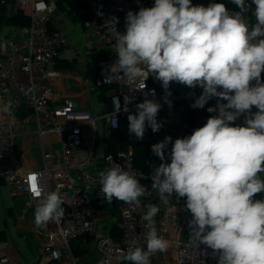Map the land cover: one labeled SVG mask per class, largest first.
Here are the masks:
<instances>
[{"label":"clouds","instance_id":"clouds-1","mask_svg":"<svg viewBox=\"0 0 264 264\" xmlns=\"http://www.w3.org/2000/svg\"><path fill=\"white\" fill-rule=\"evenodd\" d=\"M229 3L236 10L225 3L204 6L193 5L192 0H154L150 8L129 11L125 31L117 32L112 49L117 59L105 79L132 84L143 78L145 89L151 75L165 90L172 82L199 86L203 91L193 108H203L217 98V104L207 109L217 114L190 136L174 142L165 136L151 145L161 161L152 171L151 189L165 204L174 193L185 199L191 214L188 243L212 249L217 264H264V199H256L264 193V0ZM111 22L116 25L118 20ZM165 102L171 105L167 97ZM160 109L155 100L138 103L136 114L127 117L129 133L142 140L146 125L158 132ZM12 110L11 100L0 105V114L11 116ZM241 117L243 125H235ZM98 175L100 191L109 204L115 198L139 207L140 198L149 194L118 164ZM32 192L38 201L34 209L37 228L58 223L65 211L61 194L44 195L36 177ZM146 207L141 218L147 222L146 247L131 240L122 254L131 264H151L153 255L170 247L155 226L159 208Z\"/></svg>","mask_w":264,"mask_h":264},{"label":"built area","instance_id":"built-area-1","mask_svg":"<svg viewBox=\"0 0 264 264\" xmlns=\"http://www.w3.org/2000/svg\"><path fill=\"white\" fill-rule=\"evenodd\" d=\"M99 1L100 20L96 34L98 42L103 46L104 57L98 64L94 85L98 88L109 87V108L104 113L94 115L88 108L77 106L71 97H66L61 104L52 102L55 97V78L59 73V56L71 42L65 31L50 27L55 10L53 2L18 0L19 11L29 18V23L23 27L21 38L10 37L4 40L5 52L0 55V79L5 81L2 93L6 97V103L11 100L13 105V114H4V118L0 120V160L3 161L0 164V176L6 179L12 195L22 194L25 197L27 206L38 202L32 192L33 177H36L44 195L56 191L64 200V216L58 223L55 222L57 229L47 238L42 248L41 258L49 261L73 257L71 242L76 238H80L83 245L93 243L97 246L99 256L93 264H121L122 254L128 251V242L131 240H138L141 246L146 247L144 233L147 231V222L141 218L147 211V200L141 197L139 207L117 202L122 228L120 240L101 231L94 205L104 197L100 191L98 174L113 164H118L123 170L134 175L140 183L142 180L147 181L145 188L149 194L145 195V198L152 199L156 196L157 193L151 189L150 177L154 167L159 166L161 161L158 162L157 157L152 155L146 172L135 163V147L132 143L145 141L146 134L151 136V130L146 127L142 140L128 132L129 143L116 152H99V148L107 147L106 138L109 132L120 129L123 121L128 124V115L136 114V105L144 99L160 103V112L168 106H174L184 113L186 107L193 104L203 91L199 86L174 87L173 82L169 89L165 90L161 82L151 75L145 81V89L143 78H138L132 84L118 79L106 80L108 68L115 63L118 55L112 50L117 32L125 31L126 14L129 11L136 12V0ZM247 2L251 3V0ZM113 18L118 20L116 25L111 22ZM22 76L26 80L22 79ZM165 97L171 105L165 102ZM216 104L217 98H212L203 109L214 107ZM126 108L127 112L124 111ZM24 109L30 110L35 117L40 136L52 132L62 134V160L59 166L49 165L51 154L46 151L44 145V165L39 169L17 172L4 163V160L10 158L16 161V124L18 115ZM216 114L203 115L200 122L206 123L209 116ZM99 120L104 121L103 127L99 128L103 130V138L97 141ZM197 126L183 119L180 124V138L190 136ZM100 153L101 166L92 170L89 165L96 164ZM185 205V199L178 198L174 193L171 201L159 210L154 218L158 234L164 237L170 232H175L173 254L176 264H217L218 258L213 256L212 249L203 244L196 248L188 243V221L191 214ZM163 262V253L151 257V264H164ZM0 264L11 262L9 258L2 257Z\"/></svg>","mask_w":264,"mask_h":264},{"label":"crops","instance_id":"crops-1","mask_svg":"<svg viewBox=\"0 0 264 264\" xmlns=\"http://www.w3.org/2000/svg\"><path fill=\"white\" fill-rule=\"evenodd\" d=\"M55 4L50 27L65 31L70 37V44L66 46L58 62L59 73L55 78L54 104H61L66 97L73 98L77 106L88 108L94 115L104 113L109 108V94L103 92L101 88L94 85V80L98 73V64L104 57L103 46L98 42L96 29L99 24V0H49ZM209 1L215 0H192L193 5L206 6ZM154 6V0H136L135 11L140 8H150ZM19 11L18 0H5L0 2V55L4 54V40L7 38L19 39L23 36L22 19L16 17ZM73 62L74 66H70ZM22 79L26 78L22 76ZM4 80L0 79V105L6 103V97L2 93ZM174 87L187 86L173 82ZM168 106L162 113L165 115ZM175 108V107H174ZM256 109L253 108V112ZM184 119V113L182 112ZM4 114H0V120ZM98 129L104 125L103 120H99ZM235 124L243 125V117L239 118ZM37 122L31 114L18 115L16 124L15 157L4 160L14 171L25 172L31 169H39L44 165L42 147L46 151H54V155L49 157V165L59 166L62 160V134L52 132L40 136L37 132ZM151 130L149 126L146 125ZM178 129H181L178 125ZM151 136L155 140V133L151 130ZM182 134V133H181ZM181 135H174L172 139L180 138ZM103 138V130L99 129L97 141ZM146 139V137H145ZM150 143V142H149ZM42 144V145H41ZM102 144V143H101ZM103 145V144H102ZM105 147L99 148L100 152L105 151ZM102 153L98 157L95 165H89L93 170L100 167ZM170 159L168 160V162ZM0 160V164H1ZM144 187L146 180L141 181ZM173 197V196H172ZM172 197L170 199H172ZM153 204L161 211L167 204L160 200L158 194L152 199L142 197ZM256 199H264V193L258 194ZM118 200L113 199L109 204L104 197L94 205L95 212L99 218L102 232H116V227H121V216L117 206ZM35 205L27 206L25 197L22 194L12 195L4 177L0 176V258H9L11 264H93L99 256L97 246L93 243L84 245L87 249L85 253H76L73 248L75 242L71 243L73 257H65L60 261H49L41 258L42 248L47 238L57 229L55 222H49L46 226L37 228L34 222ZM169 240L170 247L163 253L164 264H176L174 259L173 239L175 232H170L164 236ZM78 251V248H77Z\"/></svg>","mask_w":264,"mask_h":264},{"label":"trees","instance_id":"trees-1","mask_svg":"<svg viewBox=\"0 0 264 264\" xmlns=\"http://www.w3.org/2000/svg\"><path fill=\"white\" fill-rule=\"evenodd\" d=\"M210 3H225L227 7L231 10H236L235 5H232L229 3V0H215V1H209L206 6ZM16 17H19L22 19V23L28 24L29 18L23 13L18 12L16 14ZM70 66H74L73 62L70 63ZM101 89L103 92H107L109 87L108 86H102ZM209 108V107H208ZM207 108V109H208ZM207 109L203 108H193L192 104L188 105L186 107V111L184 112V119L190 121L192 124H197V128L202 127L205 123L200 122V119L203 115L211 114L207 111ZM31 114L30 110L24 109L21 112L22 115H28ZM236 125V124H235ZM234 125V126H235ZM128 124L126 122L121 123V127L118 130H111L109 132L108 137L106 138L107 147L106 150L110 152H116L119 149H123L127 146L130 139L128 136ZM134 147H135V163L138 166H141L146 172L149 169V160L151 158L150 153V143L148 140L142 141V142H134L132 141ZM170 163V161H169ZM116 232L114 234L111 233V235L116 239L120 240L122 235V228L116 227ZM75 244L73 245V248L76 249V253H85L87 249L84 247L82 241L80 238H76L72 241ZM71 242V243H72ZM78 248V251H77ZM121 264H131V262L126 260H121Z\"/></svg>","mask_w":264,"mask_h":264},{"label":"rangeland","instance_id":"rangeland-1","mask_svg":"<svg viewBox=\"0 0 264 264\" xmlns=\"http://www.w3.org/2000/svg\"><path fill=\"white\" fill-rule=\"evenodd\" d=\"M157 121L159 123L162 124V127L160 128V130L158 132L155 133V140L152 136H149L148 134H146V140H148L150 142V153L151 156L154 155L151 151V145L162 141L165 136H174V135H181L182 130L178 129V125L180 127V124L183 121V116H182V111L178 110L174 107L169 108V111L164 115L162 112H158L157 115ZM42 145V144H41ZM171 149V144L169 145V149L166 150V155L167 152L170 151ZM42 152H43V158L42 161L44 160V148L42 147ZM47 152L49 154L54 155V151L53 150H49V148H47ZM100 152V151H99ZM154 157H156L154 155ZM158 162L160 161L159 158L157 157Z\"/></svg>","mask_w":264,"mask_h":264}]
</instances>
